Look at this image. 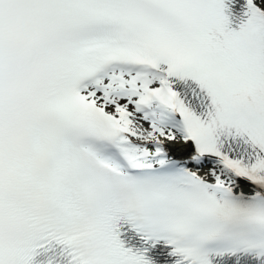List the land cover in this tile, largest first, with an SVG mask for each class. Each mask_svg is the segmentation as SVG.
I'll list each match as a JSON object with an SVG mask.
<instances>
[{
    "label": "snow or ice",
    "instance_id": "obj_1",
    "mask_svg": "<svg viewBox=\"0 0 264 264\" xmlns=\"http://www.w3.org/2000/svg\"><path fill=\"white\" fill-rule=\"evenodd\" d=\"M0 264H264V0H0Z\"/></svg>",
    "mask_w": 264,
    "mask_h": 264
}]
</instances>
